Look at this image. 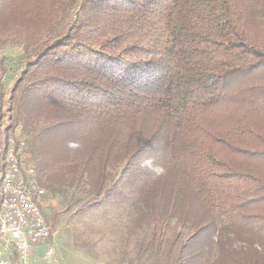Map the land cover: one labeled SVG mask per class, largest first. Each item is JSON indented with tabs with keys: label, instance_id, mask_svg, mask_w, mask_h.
<instances>
[{
	"label": "trees",
	"instance_id": "trees-1",
	"mask_svg": "<svg viewBox=\"0 0 264 264\" xmlns=\"http://www.w3.org/2000/svg\"><path fill=\"white\" fill-rule=\"evenodd\" d=\"M8 45L50 225L123 207L118 264L264 260V0H0Z\"/></svg>",
	"mask_w": 264,
	"mask_h": 264
},
{
	"label": "built area",
	"instance_id": "built-area-1",
	"mask_svg": "<svg viewBox=\"0 0 264 264\" xmlns=\"http://www.w3.org/2000/svg\"><path fill=\"white\" fill-rule=\"evenodd\" d=\"M9 92L0 95V264H28L33 250L54 255L51 225L42 213L45 191L28 159L24 139L11 133Z\"/></svg>",
	"mask_w": 264,
	"mask_h": 264
},
{
	"label": "rangeland",
	"instance_id": "rangeland-1",
	"mask_svg": "<svg viewBox=\"0 0 264 264\" xmlns=\"http://www.w3.org/2000/svg\"><path fill=\"white\" fill-rule=\"evenodd\" d=\"M21 54L18 46L8 45L0 50L1 74L3 67L6 70L0 77V88L5 95L20 73ZM127 222L128 213L123 207L119 210L108 206L95 208L80 216L75 209L67 214L60 206L56 222L51 224L52 259H44L47 248L42 247L29 258V264H118L124 254L122 239L128 232ZM239 246L236 242L233 248ZM131 248L127 253L133 257ZM256 264H264V260Z\"/></svg>",
	"mask_w": 264,
	"mask_h": 264
},
{
	"label": "crops",
	"instance_id": "crops-1",
	"mask_svg": "<svg viewBox=\"0 0 264 264\" xmlns=\"http://www.w3.org/2000/svg\"><path fill=\"white\" fill-rule=\"evenodd\" d=\"M42 247H37V248H35L34 250H33V253L31 254V256H30V259H31V257H33L34 256V254L35 253H37V250L38 249H41ZM44 248V247H43ZM29 264V263H28Z\"/></svg>",
	"mask_w": 264,
	"mask_h": 264
}]
</instances>
